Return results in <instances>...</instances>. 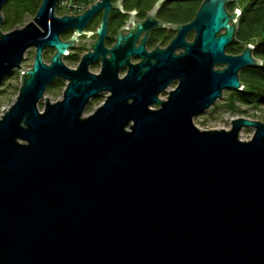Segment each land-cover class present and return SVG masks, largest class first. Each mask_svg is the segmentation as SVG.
<instances>
[{
    "label": "water",
    "instance_id": "obj_1",
    "mask_svg": "<svg viewBox=\"0 0 264 264\" xmlns=\"http://www.w3.org/2000/svg\"><path fill=\"white\" fill-rule=\"evenodd\" d=\"M57 1L42 0L32 21L0 31V84L35 48L0 116V264H264V122L237 117L229 129L208 130L193 123L223 90H242V68L261 65L250 43L226 53L240 14L226 10L232 0H203L184 25L157 21L158 0L145 20L120 28L111 49L103 46L107 12H123L120 0L62 17ZM102 7L98 38L80 40L94 51L66 66L61 57L77 34L92 33L82 27ZM129 13L127 25L136 20ZM156 27L177 29L176 36L146 52ZM70 28L74 34L61 41ZM190 29L195 36L186 42ZM48 47L54 53L46 64ZM131 54L141 61L129 63ZM96 58L97 75L88 71ZM122 64L128 70L118 78ZM56 78L65 87L50 101L44 93ZM104 90V101L85 115ZM243 127L253 128L248 140L239 138Z\"/></svg>",
    "mask_w": 264,
    "mask_h": 264
},
{
    "label": "flooded vegetation",
    "instance_id": "obj_2",
    "mask_svg": "<svg viewBox=\"0 0 264 264\" xmlns=\"http://www.w3.org/2000/svg\"><path fill=\"white\" fill-rule=\"evenodd\" d=\"M41 1L42 0H40L38 7ZM60 1L61 0H58L55 6V16L57 17H62L64 14L67 16H79L84 11H86L88 7H90L96 2H100V0H76L78 9L71 8L70 10H67V9H64L60 5ZM116 1L117 0H109L108 3L115 4ZM157 1L158 0H120V6L123 12H121L118 7H110L107 12L108 17L106 21V32L103 36V46L106 49H111L112 46L116 44V41H117L116 36L120 28L125 27V26L127 28H131L133 22H141L142 20H145L147 12H150L152 10V8L154 7ZM194 6H195V0H161V2L159 3V6L155 10L154 18L157 21H161L163 23H170L174 25H184V24L189 23L194 18L196 14V12L194 13ZM225 8L228 11L227 5ZM133 9L136 12L133 14V17L136 20L134 21L132 20L127 25V22L125 21H129L130 16H131L129 12H132ZM36 10L27 9V11H25V13L23 14H32L34 17ZM103 11H104V7L94 12L89 18V20L82 27V31L92 32V33L89 35H87L86 33L77 34L76 38L78 39V41H74V45L67 48L66 49L67 52L61 57L62 62H64V59H65L74 64V66L70 68H76L81 60V57L84 54L88 53V51L89 52L94 51L92 47L88 48V45L90 44L89 41H80V40L86 39L90 41H95L98 38L97 32H94V31H96L98 25L101 22ZM0 14L2 17L0 26L6 25V24L8 25L12 24V26L17 25L22 17V16L19 17L20 13L18 12L16 0H7L2 6ZM75 30H76L75 28H70L68 30L61 32L59 34V39L61 41L69 40L70 37L74 34ZM132 31H135V28H133ZM128 32H129V29L121 30L122 34H127ZM144 33H145V30H142L139 33V38L134 41V46H138L140 44V39L143 38ZM176 33H177V29H172L170 27L149 28L148 33H147V39L144 43V48L146 52H151L152 50H155L156 47L159 49H165L169 45L170 41L176 36ZM194 36H195V31L193 29H190L184 35L185 41L186 42L193 41ZM46 50H50L54 53V49L48 47L44 49L42 52V60L44 63L48 64L50 62L51 57L49 58L48 62L44 61V58H43V54L45 53ZM180 51H182V49L177 47L176 49H174V54H178ZM28 52H30L32 55V63L34 60L35 48L31 47L28 50H26V52L24 53V59L20 63V69L19 70L14 69V71H16L20 77H21L22 71L25 72L31 67L30 66L27 69L24 68V61L25 59H27V56H25V54H27ZM226 53L228 54L227 51ZM105 56L109 57L110 54L106 53ZM140 61H141L140 56L136 54L129 55V63L136 64ZM101 67H102V60L100 58H96L89 63L88 71L90 73L97 75L101 72ZM127 70H128V65L122 64L118 69L117 77L123 78L126 75ZM57 80H62L63 85L65 87L66 81L61 78L54 79L48 86H55ZM176 84H177V80H173L167 87H165V89L158 95V97L161 99H165L169 91L172 90L176 86ZM107 94H108V91L106 90L101 91L97 96L90 98L89 102L92 99H99L101 96L105 97ZM41 101L43 102V100ZM89 102L87 103V105L89 104ZM151 107L156 108V106H151Z\"/></svg>",
    "mask_w": 264,
    "mask_h": 264
},
{
    "label": "rangeland",
    "instance_id": "obj_3",
    "mask_svg": "<svg viewBox=\"0 0 264 264\" xmlns=\"http://www.w3.org/2000/svg\"><path fill=\"white\" fill-rule=\"evenodd\" d=\"M233 2L237 7L235 9L240 13V0H234ZM227 7H229V5ZM32 18V14H23L17 25L12 26V24H6L0 26V31L7 32L13 27H21L29 21H32ZM52 54V51L46 50L43 54L44 61L48 62ZM25 56H27V59H25L24 61V68L27 69L31 66L32 55L30 52H28L27 54H25ZM64 63L69 67L74 66L73 63L65 59ZM19 87L20 76L16 71L13 70L6 78L3 79L0 84V116L15 100ZM63 89V84L60 86H48L44 96L47 97L50 101H55L61 98ZM232 91L233 90L230 89L223 90L222 97L217 99V101L209 109L193 117V123L201 130H208L229 129L231 120L237 117L264 122V103L253 105L235 102L234 107L232 109L229 108V96ZM104 98V96H101L99 99H92L85 108V115L91 113L96 107H98L103 102ZM38 108L40 110L42 109V101L38 103ZM252 133L253 128L243 127L240 131L239 138L242 140H248L251 137Z\"/></svg>",
    "mask_w": 264,
    "mask_h": 264
},
{
    "label": "trees",
    "instance_id": "obj_4",
    "mask_svg": "<svg viewBox=\"0 0 264 264\" xmlns=\"http://www.w3.org/2000/svg\"><path fill=\"white\" fill-rule=\"evenodd\" d=\"M203 0H195L194 13ZM229 2L228 11L235 10L236 4ZM40 0H16L19 17L28 10H36ZM240 15L236 22V32L233 42L227 46L230 54H239L247 44L253 45L252 56L261 60L259 66H247L240 70L239 78L243 84L242 90L232 91L229 96V108L235 102L258 105L264 103V0H240ZM63 84L57 80L56 85Z\"/></svg>",
    "mask_w": 264,
    "mask_h": 264
},
{
    "label": "built area",
    "instance_id": "obj_5",
    "mask_svg": "<svg viewBox=\"0 0 264 264\" xmlns=\"http://www.w3.org/2000/svg\"><path fill=\"white\" fill-rule=\"evenodd\" d=\"M60 5L64 8V9H67V10H70L71 8H76L78 9L77 7V1L76 0H61L60 1ZM23 72V71H22ZM21 72V73H22ZM20 84H21V77H20ZM243 87V86H242Z\"/></svg>",
    "mask_w": 264,
    "mask_h": 264
}]
</instances>
